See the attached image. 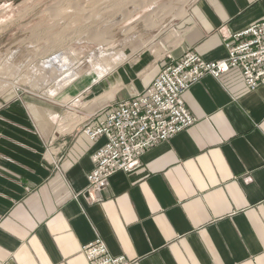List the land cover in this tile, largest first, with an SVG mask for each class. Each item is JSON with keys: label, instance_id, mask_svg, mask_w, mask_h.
I'll list each match as a JSON object with an SVG mask.
<instances>
[{"label": "crops", "instance_id": "0c3cea01", "mask_svg": "<svg viewBox=\"0 0 264 264\" xmlns=\"http://www.w3.org/2000/svg\"><path fill=\"white\" fill-rule=\"evenodd\" d=\"M263 18L264 0H194L176 43L111 69L104 97L82 94L98 79L56 103L29 72L0 80V264H89L96 238L130 264H264V83L249 90L236 68L203 77L182 94L197 122L100 190L87 175L105 139L83 133L185 54L225 58Z\"/></svg>", "mask_w": 264, "mask_h": 264}, {"label": "rangeland", "instance_id": "374dc122", "mask_svg": "<svg viewBox=\"0 0 264 264\" xmlns=\"http://www.w3.org/2000/svg\"><path fill=\"white\" fill-rule=\"evenodd\" d=\"M193 1L0 0V80L29 72V86L56 103L98 79L95 93L82 94L107 96L111 69L176 43Z\"/></svg>", "mask_w": 264, "mask_h": 264}, {"label": "built area", "instance_id": "2783aa9c", "mask_svg": "<svg viewBox=\"0 0 264 264\" xmlns=\"http://www.w3.org/2000/svg\"><path fill=\"white\" fill-rule=\"evenodd\" d=\"M224 48L225 58L215 61L186 54L164 67L134 99L117 104L103 120L84 128L90 140L105 139L91 157L89 190L102 189L117 172L130 173L151 147L194 125L197 118L186 109L182 94L203 77L216 79L236 68L249 90L264 83V18L231 36ZM81 252L89 264H130L113 257L99 238L82 246Z\"/></svg>", "mask_w": 264, "mask_h": 264}, {"label": "bare ground", "instance_id": "6f19581e", "mask_svg": "<svg viewBox=\"0 0 264 264\" xmlns=\"http://www.w3.org/2000/svg\"><path fill=\"white\" fill-rule=\"evenodd\" d=\"M108 8H109V7H108ZM77 15H78V14H77ZM79 16H80V15H79ZM75 17H76V16H75ZM75 17H74V18H75ZM95 37H97V36H95ZM89 38H91V37H89ZM92 39H94V37H93ZM95 40H96V39H95ZM97 40H98V39H97ZM96 43L99 44V43H103V42H101L100 40H98ZM94 60H96V58H94ZM63 63H64V64L61 65V68H62V69L66 67V62H63Z\"/></svg>", "mask_w": 264, "mask_h": 264}]
</instances>
